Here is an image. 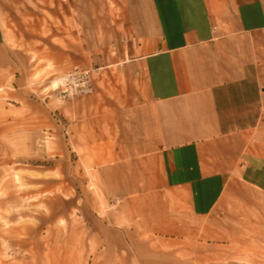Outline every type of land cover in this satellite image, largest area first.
I'll return each mask as SVG.
<instances>
[{
    "label": "crops",
    "instance_id": "0c3cea01",
    "mask_svg": "<svg viewBox=\"0 0 264 264\" xmlns=\"http://www.w3.org/2000/svg\"><path fill=\"white\" fill-rule=\"evenodd\" d=\"M113 2L126 5L118 31L56 67L89 69L92 92L41 98L39 127L90 185V209L118 213L119 236L173 239L234 186L264 193V0ZM5 41L0 21V83L17 90L33 70Z\"/></svg>",
    "mask_w": 264,
    "mask_h": 264
},
{
    "label": "rangeland",
    "instance_id": "374dc122",
    "mask_svg": "<svg viewBox=\"0 0 264 264\" xmlns=\"http://www.w3.org/2000/svg\"><path fill=\"white\" fill-rule=\"evenodd\" d=\"M125 8L113 0H0L5 45L33 70L20 89L0 83V264H264V193L234 186L203 228L179 229L173 239L128 226L119 236L118 213L108 215L106 202L90 209V185L77 168L73 177L55 136L40 130L38 103L57 96L52 87L64 75L56 67L86 63L118 31Z\"/></svg>",
    "mask_w": 264,
    "mask_h": 264
},
{
    "label": "built area",
    "instance_id": "2783aa9c",
    "mask_svg": "<svg viewBox=\"0 0 264 264\" xmlns=\"http://www.w3.org/2000/svg\"><path fill=\"white\" fill-rule=\"evenodd\" d=\"M57 87L59 98L74 97L92 92L91 71L89 69L75 68L64 75Z\"/></svg>",
    "mask_w": 264,
    "mask_h": 264
},
{
    "label": "bare ground",
    "instance_id": "6f19581e",
    "mask_svg": "<svg viewBox=\"0 0 264 264\" xmlns=\"http://www.w3.org/2000/svg\"><path fill=\"white\" fill-rule=\"evenodd\" d=\"M61 77V76H60ZM60 77H58V79L56 80V88L58 87V85H59V83H60V81H61V78Z\"/></svg>",
    "mask_w": 264,
    "mask_h": 264
}]
</instances>
